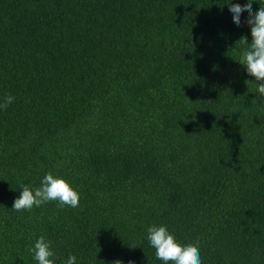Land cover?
Listing matches in <instances>:
<instances>
[{"label": "trees", "instance_id": "trees-1", "mask_svg": "<svg viewBox=\"0 0 264 264\" xmlns=\"http://www.w3.org/2000/svg\"><path fill=\"white\" fill-rule=\"evenodd\" d=\"M230 3L0 0V264H38L40 236L55 264H163L153 225L202 264H264V97ZM49 172L79 206L12 210Z\"/></svg>", "mask_w": 264, "mask_h": 264}, {"label": "clouds", "instance_id": "clouds-1", "mask_svg": "<svg viewBox=\"0 0 264 264\" xmlns=\"http://www.w3.org/2000/svg\"><path fill=\"white\" fill-rule=\"evenodd\" d=\"M259 3V10L255 12L252 9L253 0H247L243 5L230 3L229 12L237 27L241 24V14L247 13L248 18L245 23L251 30V42L241 37L242 43L247 47L240 53L238 62L245 67L246 73L254 78L258 97H264V6H262L264 0H260ZM14 99L11 94L0 98V109L6 110ZM21 187L20 195L12 204V210L17 212H30L33 207H40L49 201H57L60 208L79 206V193L65 179L55 177L51 172L45 174L40 187L35 189L27 185ZM146 238L149 245L155 249L156 259L163 264H202L198 242L182 246L165 225L148 227ZM51 244V241L40 236L34 246L29 248L38 264H55V252ZM65 264H76V257L69 256ZM114 264H122V262L117 260ZM129 264L132 262L130 261Z\"/></svg>", "mask_w": 264, "mask_h": 264}]
</instances>
